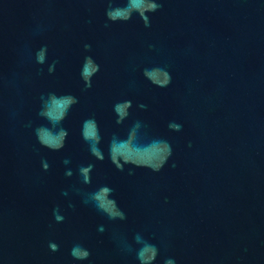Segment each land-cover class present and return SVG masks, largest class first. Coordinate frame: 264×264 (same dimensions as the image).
<instances>
[{
	"label": "water",
	"instance_id": "obj_1",
	"mask_svg": "<svg viewBox=\"0 0 264 264\" xmlns=\"http://www.w3.org/2000/svg\"><path fill=\"white\" fill-rule=\"evenodd\" d=\"M0 264H264V0H0Z\"/></svg>",
	"mask_w": 264,
	"mask_h": 264
}]
</instances>
